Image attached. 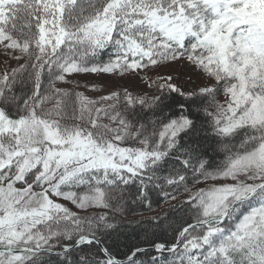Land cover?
Instances as JSON below:
<instances>
[{
  "label": "snow or ice",
  "instance_id": "6c2138e0",
  "mask_svg": "<svg viewBox=\"0 0 264 264\" xmlns=\"http://www.w3.org/2000/svg\"><path fill=\"white\" fill-rule=\"evenodd\" d=\"M0 49V264H264V0H0Z\"/></svg>",
  "mask_w": 264,
  "mask_h": 264
},
{
  "label": "rangeland",
  "instance_id": "374dc122",
  "mask_svg": "<svg viewBox=\"0 0 264 264\" xmlns=\"http://www.w3.org/2000/svg\"><path fill=\"white\" fill-rule=\"evenodd\" d=\"M8 63L9 61L5 58V53L3 52L2 49H0V69H3ZM11 63L14 64L15 62L11 61ZM147 75L151 76L152 78H155L154 73H147ZM174 75H179V73H174ZM183 79L187 80L188 77L184 76ZM89 80H94V85L92 83H89L88 82ZM75 83L79 84V88L77 89L78 91L84 92L85 95L89 96L90 98H97L98 95L107 94L106 84L110 82L106 81L104 77H99V78L89 77L87 79H80L78 81H75ZM120 83L124 84L125 86H128L130 89L135 86L132 81L127 79L120 81ZM58 86L66 87L68 85L60 84ZM93 87H95V89H97L98 91H94ZM113 90L116 89L113 88Z\"/></svg>",
  "mask_w": 264,
  "mask_h": 264
},
{
  "label": "trees",
  "instance_id": "16d2710c",
  "mask_svg": "<svg viewBox=\"0 0 264 264\" xmlns=\"http://www.w3.org/2000/svg\"><path fill=\"white\" fill-rule=\"evenodd\" d=\"M106 58V57H105ZM178 99H182V98H178ZM217 160H219V159H222L223 158V154L221 153V154H218V155H216V157H215ZM183 195V194H182ZM146 215L147 214H151V213H145ZM179 225L177 224V227H178ZM171 235H172V233L169 231V233H168V236H169V238H171ZM123 250V249H122Z\"/></svg>",
  "mask_w": 264,
  "mask_h": 264
}]
</instances>
